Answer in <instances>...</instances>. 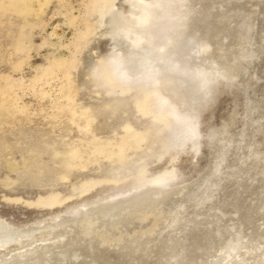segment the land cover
Listing matches in <instances>:
<instances>
[{
	"label": "rangeland",
	"instance_id": "1",
	"mask_svg": "<svg viewBox=\"0 0 264 264\" xmlns=\"http://www.w3.org/2000/svg\"><path fill=\"white\" fill-rule=\"evenodd\" d=\"M143 1L0 0V264H264V0Z\"/></svg>",
	"mask_w": 264,
	"mask_h": 264
},
{
	"label": "bare ground",
	"instance_id": "2",
	"mask_svg": "<svg viewBox=\"0 0 264 264\" xmlns=\"http://www.w3.org/2000/svg\"><path fill=\"white\" fill-rule=\"evenodd\" d=\"M123 2L124 3H128V4H130V6L132 7V11H136V8L137 7H139L141 10H146V14L143 16V15H141V14H134V13H132L133 15H136V18L140 21V22H146L148 19H149V16H150V12H149V9H150V6L151 5H149L148 3H146V7H143L141 4H143L144 3V1L143 0H123ZM115 11V10H114ZM116 12V11H115ZM114 12V13H115ZM136 43L134 44V46H138V44L141 42V38L140 37H137V39H136V41H135ZM148 56L147 55H145V61H147L148 59ZM145 61H143V63H145ZM4 228V227H3ZM20 234V233H19ZM18 234V235H19ZM12 240V239H11ZM8 241H10L9 239H8ZM7 241H4V243H6ZM0 246H1V241H0Z\"/></svg>",
	"mask_w": 264,
	"mask_h": 264
}]
</instances>
